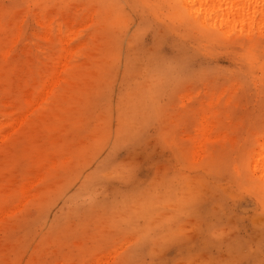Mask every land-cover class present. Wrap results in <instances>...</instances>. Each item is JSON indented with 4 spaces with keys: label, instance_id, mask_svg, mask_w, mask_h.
<instances>
[{
    "label": "rangeland",
    "instance_id": "rangeland-1",
    "mask_svg": "<svg viewBox=\"0 0 264 264\" xmlns=\"http://www.w3.org/2000/svg\"><path fill=\"white\" fill-rule=\"evenodd\" d=\"M185 2L0 0V264H264V21Z\"/></svg>",
    "mask_w": 264,
    "mask_h": 264
},
{
    "label": "bare ground",
    "instance_id": "bare-ground-1",
    "mask_svg": "<svg viewBox=\"0 0 264 264\" xmlns=\"http://www.w3.org/2000/svg\"><path fill=\"white\" fill-rule=\"evenodd\" d=\"M196 1H198V3L204 8L203 11H201L205 13L203 15L204 19H202L203 22L207 20V17H215L216 15L220 14L221 25H225V23H233V25L237 24L238 27L240 25L245 26V24L247 23L254 24L257 20L260 22L264 21V0H186L185 3L191 4L195 3ZM258 24L259 23H257L256 25ZM246 26L244 28H247ZM226 27L227 30L224 29L226 32L232 30L229 26ZM239 28L240 27H238V29Z\"/></svg>",
    "mask_w": 264,
    "mask_h": 264
}]
</instances>
